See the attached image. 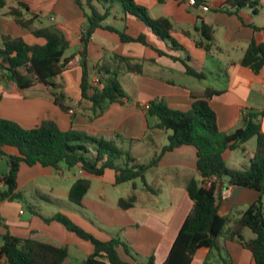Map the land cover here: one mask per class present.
I'll list each match as a JSON object with an SVG mask.
<instances>
[{"label":"crops","instance_id":"0c3cea01","mask_svg":"<svg viewBox=\"0 0 264 264\" xmlns=\"http://www.w3.org/2000/svg\"><path fill=\"white\" fill-rule=\"evenodd\" d=\"M18 1L26 3L29 12L38 15L41 25H54L63 31L69 41L65 56L73 55V61L77 62L78 51L82 49L79 32L85 16L84 9L75 0H7L5 7L0 8V46L2 35L22 37L29 43L40 42L12 17L4 14L9 6ZM134 1L146 7L151 18L167 17L173 24L171 34L183 49H173L169 43L159 40L135 16L128 14L123 19L120 7L114 6L103 24L119 30L125 25V32L130 36L143 33L154 48L164 52L159 54L155 49L138 42H122L113 31L101 28L94 31L86 47L90 78L97 75L96 67L112 69L113 55L129 57L142 64L143 71L139 74L121 70L118 81L126 94L122 103H105L103 111L99 114L97 111L92 118L94 114L91 103L81 99L80 95L81 68L73 65L54 78L59 90L65 95L64 102L69 107L68 112L61 110L54 102L49 86L36 83L20 89L12 81H0V117L15 121L24 128L34 127L44 119H51L61 130L71 128L97 138L111 139L119 134L123 138L118 140L119 144L130 152L135 161L148 163L167 144L170 130L155 128L157 118L148 115L143 105L161 98L168 107L187 111L192 102L191 90L201 91L205 87H213L223 91L209 100L220 130L233 132L243 127V112L261 110V130L264 132V67L255 73L240 64L242 53L251 40L264 42V30L252 27H264V0H259L256 13L247 6L237 14L219 10L222 5H226V0H204V3L209 4L206 11L200 6L189 4L187 0ZM202 22L214 30V45L208 52L196 45V41L200 39L197 28ZM186 55L190 57L187 62L195 70L203 72L204 78L197 79L185 73V67L179 58L184 59ZM158 136L161 139L157 140ZM142 143L151 149L149 159L144 162L133 151ZM6 151L16 152L12 147H7ZM253 151L246 148V153L242 154L249 161ZM229 153L230 151L226 153V158H229ZM196 159V148L192 145H181L165 151L157 164L144 173L151 190L146 189L140 180H136L135 188L131 182L115 184L113 169H105L103 175L95 176L87 174L80 165H76L71 168L74 169L71 170L74 171V177L66 181L63 177L58 180L54 176L57 173L63 176V169L60 167L56 173L49 166H30L21 162L16 183L17 189L23 193V199L0 201V244L1 235L6 232L20 238L50 241L67 248L71 242L82 251L78 263L68 264H80L93 247L89 241L70 234L71 231L52 219L59 212L101 240L115 238L124 243L130 255L119 245L117 251L122 259L145 263L152 256L154 264H161L192 205L186 192V184L191 178L201 180L196 169ZM0 172H7L4 159H0ZM78 177H87L91 182L79 205V213L90 225L66 211L72 206L65 202V209L58 205L51 206L45 215L33 201L27 203L25 188L30 184L35 188L45 187L47 192L54 190V187L47 185L45 179L58 182V195L54 198L68 200V190ZM212 181L216 187L220 184L219 179ZM132 193L136 195L134 205L127 209L121 208L118 205L119 198H126ZM218 194V213L229 215L231 220L258 196L253 189L231 185L225 181L220 184ZM231 223H227L225 230ZM242 234L246 239L254 237V234L245 236V229ZM219 243L220 250L208 247L197 249L190 264H205L207 258L208 264H255L251 252L236 240L223 236Z\"/></svg>","mask_w":264,"mask_h":264},{"label":"trees","instance_id":"16d2710c","mask_svg":"<svg viewBox=\"0 0 264 264\" xmlns=\"http://www.w3.org/2000/svg\"><path fill=\"white\" fill-rule=\"evenodd\" d=\"M84 9L85 22L80 31L79 41L82 49L78 51L79 59L65 56L69 41L62 30L54 25H41L38 15L29 12L26 3L18 1L9 6L4 13L10 16L23 29L27 30L40 42L29 43L22 37L2 35L0 46V81H12L18 88L24 89L36 83H42L51 88L54 102L61 110L68 112L65 95L59 90L54 78L73 65L81 68L80 95L91 103L93 117L103 111L105 103H122L126 97L125 91L118 81L121 70L132 73H142V64L129 57L113 55V68L96 67L100 86L90 83L86 62L87 43L97 28L113 31L122 42H138L149 46L159 54H164L147 41L145 34L130 36L114 26L105 25L103 21L111 14L114 6H119L122 17L135 16L159 40L169 43L173 49H181L171 32L173 24L167 17L151 18L147 8L135 3L134 0H75ZM7 0H0V8L5 7ZM204 0H195L193 6L203 4ZM219 10L227 14H237L243 7H250L257 12L259 0H226ZM87 9H85V8ZM115 17V16H114ZM254 29H262L252 25ZM200 39L196 45L209 51L214 45V30L202 22L197 28ZM183 49V48H182ZM176 59V57H172ZM178 59V58H177ZM188 55L179 60L185 67V73L197 79L205 77L203 72L195 70L187 61ZM240 64L258 73L264 67V42L251 40L244 49ZM223 91L213 87H205L201 91H190L191 107L187 111L169 108L161 98L149 102L147 114L157 118L155 128L170 130L167 144L148 163H138L130 152L123 148L118 140L122 136L103 139L86 133L77 132L71 128L61 130L51 119H44L39 125L24 128L15 121L0 117V159H4L7 172H0V201L22 200L23 193L17 189V173L20 163L27 165L40 164L58 170L60 163L73 168L80 165L81 169L90 175L101 176L105 169L115 171V184L131 182L136 187V180L151 190L146 183V169L155 166L160 156L181 145H192L196 148V169L201 180L189 179L186 192L192 205L186 214L167 256L161 264H190L195 252L201 247L220 250L221 237L236 240L252 254L255 264H264V132L261 130L263 111L246 110L243 112V127L226 133L219 129L217 116L209 100ZM255 138L256 146L247 168H233L228 165L226 153L239 149L246 153L245 143ZM7 147L16 150L6 151ZM211 177L228 184L253 189L258 193L257 199L231 220L229 215L218 213V193L220 184L216 187L213 181L206 185ZM90 179L78 177L68 190L67 198L77 205L81 204L84 195L90 187ZM136 195L132 193L126 198H119L118 205L127 209L134 205ZM52 219L60 222L67 230L75 233L83 240L89 241L92 251L80 264H154L150 256L145 263L132 259H122L117 251L121 245L124 252L130 255L124 243L111 238L101 240L74 223L67 215L56 213ZM231 226L225 230L229 222ZM249 229L254 237L246 239L242 231ZM0 264H68V248L50 241L33 238H20L6 232L1 235ZM208 257V256H207ZM132 258V257H131ZM208 264V258L205 260Z\"/></svg>","mask_w":264,"mask_h":264},{"label":"rangeland","instance_id":"374dc122","mask_svg":"<svg viewBox=\"0 0 264 264\" xmlns=\"http://www.w3.org/2000/svg\"><path fill=\"white\" fill-rule=\"evenodd\" d=\"M82 1L85 4V0H82ZM169 108H171V107H169ZM159 139H161V137L158 136L157 140H159ZM145 143H147V141ZM255 144H256L255 138H251L250 140H248L245 143V147L247 148V150L253 151L255 149V146H256ZM143 145H144V143H142L140 146L136 147L133 150V151H135L134 153H135L136 157L139 158V160L142 162L149 159V157L151 155V149L149 147H146ZM149 151H150V155L148 156ZM227 163L229 166H231L233 168H247L249 161L246 159V157H244V155L242 154V152L239 149H235V150L230 151L229 158H227ZM60 168L63 169L64 174H63V176H61V174L57 173L58 170H55V172L57 173L54 175V176H57L56 179L61 180V178L63 177L64 179H66V181H68L69 179H72L74 177L73 173H72L74 171H71L74 169L67 167L64 163H60ZM52 180L45 179L47 185L54 187V190L52 192H47V189H45V187L44 188H35L32 184L28 185L25 188L26 194L24 193L26 198H27V203H28V201H33L32 203L39 206V208L42 211V214L45 215V214H47L48 209L51 206L63 207V202H65V203L69 204L70 206H72V208L66 207L67 209H69L66 211H68L73 216H77L78 219L83 220L85 223H87V225H90V222L82 214L79 213V210H80L79 205H77L75 203H71L67 199L61 200V199L54 198L55 195H58L56 192V189L58 188V186H57L58 182L54 181V179H52ZM24 206H26V204ZM70 234L77 236L72 232H70ZM252 235H253V233L249 229L245 228V236L248 237V236H252ZM68 248L69 249H68V260H67V262H77L78 263V261H80L79 259H80V254H81L82 250L79 249V247H77L76 245H74L71 242H69Z\"/></svg>","mask_w":264,"mask_h":264},{"label":"built area","instance_id":"2783aa9c","mask_svg":"<svg viewBox=\"0 0 264 264\" xmlns=\"http://www.w3.org/2000/svg\"><path fill=\"white\" fill-rule=\"evenodd\" d=\"M187 2L191 5H193L195 3V0H187ZM200 8L204 11L208 10L209 9V4L207 3H203V4H200L199 5ZM83 27V26H82ZM81 27V29H82ZM80 29V31H81ZM79 36H80V32H79ZM90 83L93 85V86H100V81H99V77L96 75V76H92L90 78ZM143 108L145 110H148L149 109V103H146L143 105ZM212 179H216V177H211L210 179H208L206 182V185L210 184V182L212 181Z\"/></svg>","mask_w":264,"mask_h":264}]
</instances>
